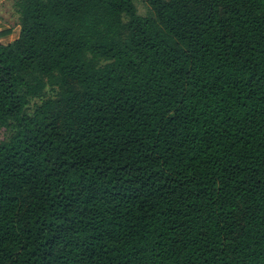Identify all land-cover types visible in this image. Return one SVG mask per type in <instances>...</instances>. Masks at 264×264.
<instances>
[{
  "label": "trees",
  "instance_id": "1",
  "mask_svg": "<svg viewBox=\"0 0 264 264\" xmlns=\"http://www.w3.org/2000/svg\"><path fill=\"white\" fill-rule=\"evenodd\" d=\"M146 2L12 0L0 264H264V0Z\"/></svg>",
  "mask_w": 264,
  "mask_h": 264
},
{
  "label": "rangeland",
  "instance_id": "2",
  "mask_svg": "<svg viewBox=\"0 0 264 264\" xmlns=\"http://www.w3.org/2000/svg\"><path fill=\"white\" fill-rule=\"evenodd\" d=\"M140 15H147L150 12L146 0H135ZM9 30L10 33L0 38V42L8 43L18 37V15L16 14L12 0H0V31ZM5 136V132L0 133V139Z\"/></svg>",
  "mask_w": 264,
  "mask_h": 264
}]
</instances>
